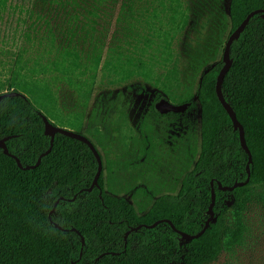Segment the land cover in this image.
Here are the masks:
<instances>
[{"label":"rangeland","instance_id":"1","mask_svg":"<svg viewBox=\"0 0 264 264\" xmlns=\"http://www.w3.org/2000/svg\"><path fill=\"white\" fill-rule=\"evenodd\" d=\"M229 6L3 0L0 93L19 86L59 127L86 136L102 158L104 192L143 215L159 196L178 193L200 155L197 93L203 75L222 62ZM159 97L191 107L161 115L154 110ZM233 219L230 209L223 221ZM242 221L239 241L206 264H264V203L252 202Z\"/></svg>","mask_w":264,"mask_h":264},{"label":"trees","instance_id":"2","mask_svg":"<svg viewBox=\"0 0 264 264\" xmlns=\"http://www.w3.org/2000/svg\"><path fill=\"white\" fill-rule=\"evenodd\" d=\"M258 9H264V0H230L232 32L248 13ZM230 58L222 94L243 127L251 154L249 172L248 154L238 131L215 94L216 78L223 66L219 62L203 75L197 93L201 150L196 164L182 179L177 194L159 196L143 215L129 202L106 194L100 186L101 175L98 187H92L97 161L79 140L55 134L50 152L36 165L50 147L42 116L59 125L19 86L8 85L5 92L23 95L0 101V140L23 168L36 166L20 169L0 147V264H206L217 258L223 246L237 243L245 209L252 202L264 203L261 14L253 16L233 41ZM183 103L190 104L189 110L191 101ZM235 183L245 184L231 191L218 188V184L232 187ZM212 202L215 221L199 238L182 240L171 225L187 235L199 233ZM230 209L234 219L226 223L223 217ZM158 221L162 222L144 227Z\"/></svg>","mask_w":264,"mask_h":264},{"label":"water","instance_id":"3","mask_svg":"<svg viewBox=\"0 0 264 264\" xmlns=\"http://www.w3.org/2000/svg\"><path fill=\"white\" fill-rule=\"evenodd\" d=\"M256 14H261V17L264 19V9H258V10L251 11L250 13H248L246 15V17L241 22V24L229 35V37L225 43L223 54H222L223 66L221 67V69L217 75L216 82H215L216 97H217L219 103L221 104V106L223 107V109L228 114V116L232 122L233 129L235 131H238L240 144H241L243 150L248 154V162H247V171L248 172H249L248 165L251 163V154H250V151L248 150V148L245 144V140H244V136H243V127L239 123V121L237 120V117H236L234 110L226 102V100L222 94V83H223L225 75L227 74V72L230 69L231 64H232V60L230 58V47H231L233 41L238 39L239 35L241 34V32H243V30L245 29V27L249 23L250 19L253 16H255ZM18 95H23V94H21L19 92H15V91L4 92V93L0 94V101L5 97H12V96H18ZM189 105H190L189 103L174 104V103H171L170 101H168L167 99L161 98L154 104V110H155V112H157L158 114H161V115H166L169 113L183 114L187 111V108L189 107ZM42 120L44 122V134L50 137V147L46 152L42 153L39 156V160H38L36 165L39 164V161L43 156L47 155L50 152V150L53 146L55 134H62L66 137H69V138H72L75 140H79V141L85 143L89 147V149L91 150V152L93 153V155L97 161V172H96L95 177L93 179L92 187H94V186L98 187V179H99V177L101 175V171H102V161H101L99 153L97 152V150H96L95 146L92 144V142L88 138H86L84 135L76 133L71 129L62 128V127H59V126L52 124L51 122H49V120L44 115L42 116ZM0 147L3 148V152L5 155L10 156L13 159H15L17 166L20 169H29V168H33L36 166V165L35 166H27V167L23 168L20 161L15 156H13L9 153L4 142L1 140H0ZM247 181H248V179H247ZM245 183H235L232 187H223L220 184H218V188L220 190H230L231 191L235 187L242 186ZM210 184H211V187L213 188V181H211ZM211 191H212V200H213L214 199L213 189ZM206 215H207V220L205 221L203 228L201 229V231L199 233H197L195 235H187L183 232L176 230L173 225H171V227L177 233H179L181 235L182 240L191 241L193 239H196V238H199L200 236H202L204 234V232L206 231V229L209 227L210 223L214 220L213 202L209 205L208 210L206 212ZM160 222H162V221H158L153 225H145L144 227L151 228ZM166 222L169 223L168 221H166ZM137 229H139V227L135 228L134 230H137Z\"/></svg>","mask_w":264,"mask_h":264}]
</instances>
